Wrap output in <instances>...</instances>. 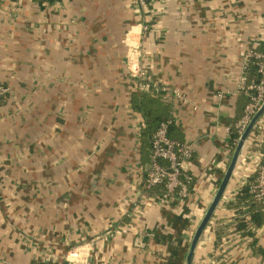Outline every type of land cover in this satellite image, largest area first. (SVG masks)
<instances>
[{
  "label": "crops",
  "instance_id": "0c3cea01",
  "mask_svg": "<svg viewBox=\"0 0 264 264\" xmlns=\"http://www.w3.org/2000/svg\"><path fill=\"white\" fill-rule=\"evenodd\" d=\"M263 45L264 0H0V264H187ZM134 67L179 92L163 100L171 139L193 148L186 198L144 186ZM263 165L264 115L193 264H264V226L245 236L229 207Z\"/></svg>",
  "mask_w": 264,
  "mask_h": 264
},
{
  "label": "built area",
  "instance_id": "2783aa9c",
  "mask_svg": "<svg viewBox=\"0 0 264 264\" xmlns=\"http://www.w3.org/2000/svg\"><path fill=\"white\" fill-rule=\"evenodd\" d=\"M142 7H146L149 0H134ZM148 28L144 27L146 31ZM250 59L257 60L260 80H253L248 83V64ZM244 73L241 77V91H245L250 102L245 110V115L237 124L240 135L246 131L253 117L264 105V53H258L251 49L247 53ZM135 80V92L154 90L157 93L179 96L177 90L170 91L166 86L150 84L147 81V73L144 68H132ZM9 93V88L0 85V100ZM173 121H167L160 125L155 135L151 138L150 163L144 179V186L147 189H154L159 186L165 187L164 199L173 197L186 198L193 183V178L186 171L185 165L193 157V148L187 143H180L169 137L170 126ZM241 138V137H240ZM256 199L264 207V165L258 170V178L253 188Z\"/></svg>",
  "mask_w": 264,
  "mask_h": 264
},
{
  "label": "trees",
  "instance_id": "16d2710c",
  "mask_svg": "<svg viewBox=\"0 0 264 264\" xmlns=\"http://www.w3.org/2000/svg\"><path fill=\"white\" fill-rule=\"evenodd\" d=\"M255 51L258 53H264V45L261 46L260 48L255 49ZM247 75H248V83H251L253 80H255L256 82L260 80L257 60L250 59L248 64ZM163 99H164L163 94L157 93L154 90L134 92L133 94L134 110L140 113L145 118L147 124L146 129L143 133L144 136H148L152 138L162 123L167 121H173L169 113L170 104L166 102L167 100L164 101ZM248 102H250V99ZM244 115H245V111L239 110L238 113L239 122L241 121ZM173 125H174V121L173 124L170 126L169 137ZM232 129L233 130L230 135L229 143L232 152H234L240 140L241 135L238 132L237 127H233ZM150 149H151V144H150ZM257 178H258V171L250 179L247 186H245L240 192V194L237 196V201L235 203L229 204L230 208L237 210L238 218L236 221H237L238 231L242 232L245 236H248L249 238H255V230L260 229L261 227L264 226V207L262 203L256 199L255 193L253 192V188L256 185ZM219 183H221V181H219ZM157 188L161 189L163 195L165 194L166 190L164 186H159ZM223 235H224L223 230H218L217 244H220L222 242ZM253 245L254 246L257 245L255 239L253 241Z\"/></svg>",
  "mask_w": 264,
  "mask_h": 264
},
{
  "label": "water",
  "instance_id": "95a60500",
  "mask_svg": "<svg viewBox=\"0 0 264 264\" xmlns=\"http://www.w3.org/2000/svg\"><path fill=\"white\" fill-rule=\"evenodd\" d=\"M264 115V105L262 106V108L259 110V112L253 117L251 123L249 124V126L247 127L246 131L243 133V135L241 136L236 149L234 150V153L232 155L231 158V162L229 164V167L224 175V178L218 188L217 194L212 202V204L210 205L209 209L207 210L203 220L201 221L199 227L197 228L191 246H190V251L188 253V257H187V264H193V258H194V254L196 251V248L205 232V230L207 229L209 223L211 222L212 218L215 215V212L217 210V208L219 207L224 194L229 186V183L232 179L233 173L235 171V168L237 166V163L239 161L241 152L245 146V143L248 139V137L250 136L251 132L253 131L256 123L259 121V119Z\"/></svg>",
  "mask_w": 264,
  "mask_h": 264
}]
</instances>
